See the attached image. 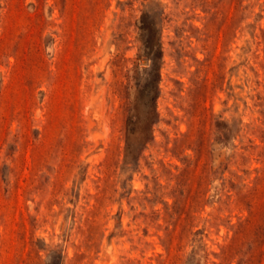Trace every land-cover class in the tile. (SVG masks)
Masks as SVG:
<instances>
[{
	"label": "rangeland",
	"instance_id": "rangeland-1",
	"mask_svg": "<svg viewBox=\"0 0 264 264\" xmlns=\"http://www.w3.org/2000/svg\"><path fill=\"white\" fill-rule=\"evenodd\" d=\"M0 264H264V0H0Z\"/></svg>",
	"mask_w": 264,
	"mask_h": 264
}]
</instances>
